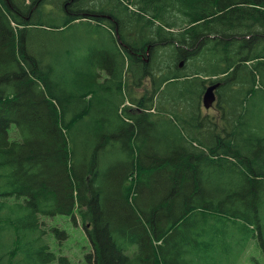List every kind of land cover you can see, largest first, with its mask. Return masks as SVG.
<instances>
[{
	"label": "trees",
	"instance_id": "trees-1",
	"mask_svg": "<svg viewBox=\"0 0 264 264\" xmlns=\"http://www.w3.org/2000/svg\"><path fill=\"white\" fill-rule=\"evenodd\" d=\"M37 1L0 0V264H18L23 256L72 264L51 248L50 238L64 241L68 234L41 219L70 216L77 225L76 211L92 250L84 255L87 264H194L175 243L197 250L193 234L202 228H210L213 243L214 231L225 232L214 226L220 221L264 229V0H97L123 23L118 33H126L130 19L142 37L132 52L98 47L103 72L83 73L75 85L67 65L34 49L45 27L61 31L75 18L58 23L55 13L36 12ZM131 4L135 12L126 16ZM102 30L115 41L107 28L88 34ZM156 42L171 44L170 58L185 60L188 70L180 73L174 60L159 58ZM149 45L144 62L139 54L147 57ZM213 77L222 83V132H196L187 140L168 132L171 119L155 134L148 115H138L111 135L107 127L122 123L106 111L115 108L111 99L108 117H99L96 132L90 131L92 93L123 97L131 82L141 88L148 79L159 97L178 105L188 96L200 98ZM134 102L151 108L153 95L145 91ZM113 142L130 159L129 171L115 181L120 186L127 177L130 183L109 193L112 199L101 167Z\"/></svg>",
	"mask_w": 264,
	"mask_h": 264
},
{
	"label": "rangeland",
	"instance_id": "rangeland-1",
	"mask_svg": "<svg viewBox=\"0 0 264 264\" xmlns=\"http://www.w3.org/2000/svg\"><path fill=\"white\" fill-rule=\"evenodd\" d=\"M55 2V0H53ZM54 3V6L58 5ZM58 18H57V17ZM54 18H57V22H62L63 19L58 14ZM101 24L89 19H80L74 22V24L69 25L66 28H63L61 31L55 30L54 28L45 27L43 32H40L39 35V43L34 45L35 52L42 54L43 59H51V62L55 63H63L69 68V82L71 85H75L79 83L81 80V75L92 72H103L100 68V64L98 63L100 51L95 49L96 47H112L113 41L110 37V34L102 30V33L93 37L88 34V30L99 29ZM101 31V30H100ZM170 50V51H169ZM171 44H162L160 45V49L157 52L159 54V58L163 60H169L173 65L179 64L181 60H175L174 58H170L169 53L171 52ZM174 60V63L172 62ZM185 61L184 67L179 68L180 71L185 72L189 65H186ZM93 67L92 69H88ZM178 68V67H177ZM105 75L102 74V78L100 81L105 79ZM137 88V87H136ZM139 90V88H137ZM170 90V88H169ZM132 90L128 91L125 89V99L128 103L133 104L132 100L129 97V93ZM169 93L172 96V90ZM110 99L111 104H115V108L107 107L106 111L111 114L110 118L113 119L114 116L119 117L122 120V123L115 124L113 126L107 127L106 132H110L111 135H115L114 132H120L121 129L129 127L128 125L133 123L132 115L130 111L123 109V102H119V100L124 99L119 94L115 93V97L110 95L102 94L100 96H96L95 94L90 95L87 98V103H91L94 107V110L91 112L90 116L87 119L91 120L92 132H96L98 124L97 120L99 117H105L106 111L105 106L109 103ZM121 105V106H118ZM118 106V107H117ZM178 105L175 107V109ZM126 108V107H125ZM175 111L173 112L172 117V129L168 132H181L185 139L190 140L193 134L196 132H200L201 127L199 126V121H196L197 130H190L186 124L181 120V118L176 116ZM200 122H203V116H216V112L212 110L211 113L209 111L207 113H201ZM138 115H136V119ZM108 117V115H107ZM262 118L264 119V113L262 114ZM159 116L156 114L148 115L146 119L147 123H149L152 127V131L157 134L158 131L155 124ZM222 123V122H221ZM225 124L223 121L222 127ZM160 128V127H159ZM213 126L209 127L208 132H221L219 129L214 130L211 129ZM15 126L10 128V134L13 138V134L15 131ZM246 131H249L245 129ZM245 131V132H246ZM250 132V131H249ZM210 134L205 138L206 140H210ZM114 144V142H113ZM135 148V147H134ZM136 152V151H135ZM126 151H121L119 149V144H114L109 146L107 153L104 154V163L102 165V184L106 186L108 189L106 193H113V195L120 191V186H125V184H129L127 177H124L122 182L119 184L115 181L116 178L121 177V171L128 172L130 169L129 165V156L126 154ZM110 195V194H109ZM110 195L113 199L114 196ZM108 196V195H107ZM106 197V196H105ZM106 199V198H105ZM78 216V224L76 225L75 221L70 216L58 215L54 218H44L43 223L48 227H56L60 228L68 234V238L64 241L56 240L55 237L50 238L52 241V251L57 255H64V257H68L72 264H87L85 256L87 253L90 254L92 250L90 249V244H88V240L84 234L83 225L81 223L80 214L76 211ZM42 220V219H41ZM220 231H225L224 233H217L214 230V234L218 235L217 240L213 243L211 238L213 237V233H209L210 228H202L201 232H196L193 234V239H196L199 242V248L197 250L190 251V246L183 245L185 242L180 240L177 243H181V247L184 250L183 258L187 261L189 258L196 259V263L194 264H264V248L262 241H264V229H256V227H246L243 223H239V225L234 224H224L222 221L219 224L214 225ZM186 231H188L186 229ZM121 238H123L120 235ZM213 243V245H212ZM207 244L209 246H207ZM212 245V246H211ZM187 251H190L189 254ZM144 252L140 251L139 254L141 257H144ZM18 264H41L32 263L27 258V256H23L22 260ZM180 264H186L183 261H180Z\"/></svg>",
	"mask_w": 264,
	"mask_h": 264
},
{
	"label": "flooded vegetation",
	"instance_id": "flooded-vegetation-1",
	"mask_svg": "<svg viewBox=\"0 0 264 264\" xmlns=\"http://www.w3.org/2000/svg\"><path fill=\"white\" fill-rule=\"evenodd\" d=\"M64 12L73 18H78V16H82L83 18H89V19H95V20H102L107 23H109L115 30L121 29L124 25L123 23H120L116 16L108 11L111 10L108 6L106 7L103 2H98L97 0H63L62 6ZM108 9V10H106ZM112 11V10H111ZM134 13L135 10L132 8H128V10L124 13L126 16H130L131 13ZM126 33L123 35L121 33H117L118 37H120L121 45L126 48L129 52H132L131 44H137L140 41V32L135 20L128 21V24L125 26ZM129 27V28H128ZM121 36H125L126 40H121ZM155 48V45H154ZM153 48V49H154ZM150 51H151V45L148 46L146 50L147 57H144L143 54H139L142 56L144 62H149L150 58ZM201 103V110L203 109V97L199 100ZM157 109V102L154 104V109ZM207 110H214L215 112L220 113L221 111V105H219V102L214 104L210 109ZM146 113L148 110H144Z\"/></svg>",
	"mask_w": 264,
	"mask_h": 264
},
{
	"label": "water",
	"instance_id": "water-1",
	"mask_svg": "<svg viewBox=\"0 0 264 264\" xmlns=\"http://www.w3.org/2000/svg\"><path fill=\"white\" fill-rule=\"evenodd\" d=\"M182 64L180 65L183 66ZM218 87L219 84L207 88V91L204 95V103L207 108H209L214 103V100L216 99L215 89H217Z\"/></svg>",
	"mask_w": 264,
	"mask_h": 264
},
{
	"label": "bare ground",
	"instance_id": "bare-ground-1",
	"mask_svg": "<svg viewBox=\"0 0 264 264\" xmlns=\"http://www.w3.org/2000/svg\"><path fill=\"white\" fill-rule=\"evenodd\" d=\"M16 1V0H15ZM38 2V1H37ZM18 3L19 2H17V5H18ZM20 4V3H19ZM37 4V3H36ZM20 5H23V4H20ZM25 7V6H24ZM28 9V8H27ZM26 8H25V10H27ZM22 11H24L23 9H22ZM35 11V10H34ZM37 11H39V9H36V12ZM19 13V12H18ZM21 14V13H20ZM35 15H36V13H35ZM39 23V22H38ZM157 48V47H156ZM208 132V131H207ZM136 177V176H135ZM76 216H77V214H76ZM78 217V216H77ZM60 229V228H59ZM62 230V229H61Z\"/></svg>",
	"mask_w": 264,
	"mask_h": 264
},
{
	"label": "crops",
	"instance_id": "crops-1",
	"mask_svg": "<svg viewBox=\"0 0 264 264\" xmlns=\"http://www.w3.org/2000/svg\"><path fill=\"white\" fill-rule=\"evenodd\" d=\"M44 218H46V217H43V219H44ZM47 218H49V217H47ZM43 219H42V220H43ZM43 221H44V220H43Z\"/></svg>",
	"mask_w": 264,
	"mask_h": 264
}]
</instances>
